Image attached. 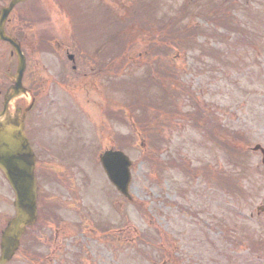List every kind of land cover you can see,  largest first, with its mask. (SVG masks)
Returning a JSON list of instances; mask_svg holds the SVG:
<instances>
[{"label":"rangeland","instance_id":"374dc122","mask_svg":"<svg viewBox=\"0 0 264 264\" xmlns=\"http://www.w3.org/2000/svg\"><path fill=\"white\" fill-rule=\"evenodd\" d=\"M186 1L103 3L119 15L130 16V22L144 18L150 23L148 15L163 21L181 15V26L198 23L203 28L202 33L191 31L185 40L180 39L188 42H160V46L167 44L162 78L176 90L180 111L165 112L157 118L152 115L150 131L140 115L133 124L107 117L110 109L118 111L120 97L109 94L96 74L90 77L93 85H77L82 73L92 68L86 58L93 55V49L84 44V55L78 53L72 29L75 13L69 15L64 9L73 5L62 0H27L10 13L8 29L26 33V74L36 76L43 97L48 90L54 96V106L46 107L50 110L44 121L48 131L60 137L56 142L64 144V124L73 119L78 122L80 141L91 160L95 161V152L109 146L122 149L132 160L131 203L120 200L114 187L105 183L101 169L87 156L76 176L83 186H71L78 189L75 202L79 197L84 209L98 213L100 231L119 237L122 243L115 238L112 244L125 253L123 264H264V210L258 213L259 207L264 208V166L260 154L251 149L255 144L264 147V0H215L222 11L213 16L228 14L224 16L229 22L225 28L211 23L215 19L211 14L204 18L202 14L193 16L189 9L183 12ZM144 2L153 8L144 9ZM3 3L0 0V6ZM27 15L34 22L28 23ZM142 33L137 37L132 33L130 55L156 42L147 29L144 36ZM45 39L52 40L47 50L39 46ZM9 49L0 42V82L2 73L15 69ZM65 50L74 54L76 71ZM59 80L54 87L47 84ZM113 99L115 107L110 103ZM143 128L146 131L141 141L135 133L143 132ZM77 141L72 139L69 149H76ZM171 159L183 162L188 169L169 167ZM10 192V187L0 182V196L9 198ZM110 200L121 201L122 208L114 211ZM3 204L0 197L1 212ZM79 218L70 207V231L81 224ZM90 225L94 227L95 222H82L86 230ZM88 230L96 241L87 240L90 246H111V238L107 241L103 231ZM94 233L98 236L92 237ZM40 247H44V240ZM118 260L111 262L121 264L123 259ZM12 261L24 264L18 256Z\"/></svg>","mask_w":264,"mask_h":264},{"label":"flooded vegetation","instance_id":"af4514ba","mask_svg":"<svg viewBox=\"0 0 264 264\" xmlns=\"http://www.w3.org/2000/svg\"><path fill=\"white\" fill-rule=\"evenodd\" d=\"M72 66L73 64H71ZM72 69L76 71V68L72 67ZM93 74L92 68L88 73L83 72L82 78L76 82L77 85L92 84L90 77ZM26 75L23 73L22 84L26 87L27 92L17 97L9 110L15 117L23 118L24 131L34 152L37 215L35 222L28 226L21 235L15 255L19 253L18 256L28 264H115L111 261L114 259L117 261L118 255L124 254L120 252L122 248L108 246L99 249L96 246H90L87 242V240H93L88 228L91 227L94 231L99 228L97 216H94V219H91L90 216L87 217L86 223L95 222V226L90 225L87 227V231L81 230L80 224L78 227L73 226L76 229L69 230L72 226L69 222L70 207L76 217H81L78 199L75 202L78 189L71 188V186H83L76 178L79 173L78 166L84 161L79 145L80 127L77 121L75 125L73 124L74 120L67 125L64 124V129L67 132L64 137L66 145L70 139L75 141L79 139L75 150H65L64 144L57 143L56 139L60 137L55 133L51 134L48 131L50 130L48 122L44 121L46 107L49 106L48 104L50 106L54 104V98L51 96L47 100V97H43L38 88L40 82L36 76ZM10 76L11 74L4 73V80L0 82V109L2 108L3 94L10 85ZM50 84L59 85L60 80L50 81ZM43 98L47 101L44 102ZM112 101L114 104L115 100ZM6 215L7 213L3 212V220ZM82 218L84 219V217ZM43 233L47 234L40 237ZM95 235L97 234L94 233L92 237H96ZM41 240H44V247H40ZM127 249L124 248V250Z\"/></svg>","mask_w":264,"mask_h":264},{"label":"trees","instance_id":"16d2710c","mask_svg":"<svg viewBox=\"0 0 264 264\" xmlns=\"http://www.w3.org/2000/svg\"><path fill=\"white\" fill-rule=\"evenodd\" d=\"M62 1L73 5L72 10H75L73 12L75 18H72L73 30L93 49L91 54L108 57L106 63L104 59L93 61V63L98 67H103L104 64L108 65L113 60L115 63L118 62V65L115 64V69L118 67L115 74V88L120 98L117 100L119 109L116 113V120L133 124V122H137L140 115V119L144 121L145 127L150 131L148 123L152 119V115L157 118L163 116L165 112L178 113L180 111L176 90L171 89L162 78L165 74L162 68H164L163 57L167 55V44L163 46L159 44L161 41L167 43L169 39H179L180 43L188 42L180 39L185 40L184 36L186 37V33L191 31L194 34L202 33L203 28L198 23L181 26L179 21L182 18L181 15L171 17L166 21H163L162 18L158 19L154 15H148L150 23L144 21V18H141V21L130 22V16L119 15L116 10L104 5L101 0L92 6L85 3L84 0ZM220 4L223 5L224 2H220ZM217 7L218 2L215 0H187L182 11L186 12L189 9L193 16L202 14L204 18H207L205 15L207 13L209 16L219 13L221 8ZM151 8H153L152 4L144 2V9ZM224 16L228 17V14L224 13L223 15L222 12L213 16L215 19H212L211 23H219L225 28L229 22L225 18V24ZM144 29L149 31L150 38L155 39L156 42L150 43L151 45L143 52L135 51L130 55L128 42L132 40V33L134 37H137V34L143 31L141 35L144 36ZM75 42L77 41L75 40ZM163 47L166 48L163 49ZM78 48L81 53L83 48ZM119 69L121 72H118ZM107 73L106 79L110 81L112 76L109 75V68H107ZM109 85L110 82L107 83L108 87ZM134 112L136 113L134 114ZM150 137L153 139L152 134Z\"/></svg>","mask_w":264,"mask_h":264},{"label":"water","instance_id":"95a60500","mask_svg":"<svg viewBox=\"0 0 264 264\" xmlns=\"http://www.w3.org/2000/svg\"><path fill=\"white\" fill-rule=\"evenodd\" d=\"M22 0H10L7 6L0 8V40L8 41L17 59L16 75L10 91L4 96V109L0 111V169L8 179L15 192L13 202L16 215L10 220L1 236L0 264H4L13 254L24 227L35 219L36 194L33 176V156L28 141L23 133V123L20 118H11L5 112L7 105L21 91L20 78L25 68L24 56L13 38L4 31L5 19L12 7ZM72 55H69L71 58ZM254 150L261 153L264 164V148L255 145ZM101 164L116 188L128 196L127 188L130 180L128 157L118 150H107L100 156Z\"/></svg>","mask_w":264,"mask_h":264}]
</instances>
